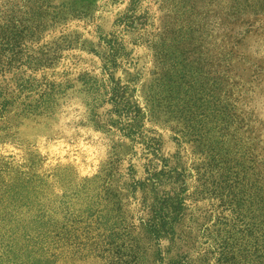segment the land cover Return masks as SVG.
Here are the masks:
<instances>
[{
    "label": "rangeland",
    "instance_id": "374dc122",
    "mask_svg": "<svg viewBox=\"0 0 264 264\" xmlns=\"http://www.w3.org/2000/svg\"><path fill=\"white\" fill-rule=\"evenodd\" d=\"M0 264H264V0H0Z\"/></svg>",
    "mask_w": 264,
    "mask_h": 264
},
{
    "label": "trees",
    "instance_id": "16d2710c",
    "mask_svg": "<svg viewBox=\"0 0 264 264\" xmlns=\"http://www.w3.org/2000/svg\"><path fill=\"white\" fill-rule=\"evenodd\" d=\"M10 253V252H9ZM6 254L8 255V251L5 253V256H6Z\"/></svg>",
    "mask_w": 264,
    "mask_h": 264
}]
</instances>
